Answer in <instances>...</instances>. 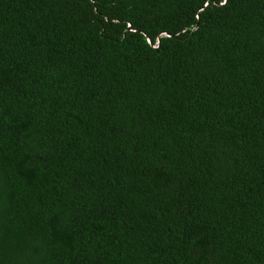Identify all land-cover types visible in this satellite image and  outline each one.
Wrapping results in <instances>:
<instances>
[{
    "label": "trees",
    "instance_id": "trees-1",
    "mask_svg": "<svg viewBox=\"0 0 264 264\" xmlns=\"http://www.w3.org/2000/svg\"><path fill=\"white\" fill-rule=\"evenodd\" d=\"M0 264H264V0H0Z\"/></svg>",
    "mask_w": 264,
    "mask_h": 264
}]
</instances>
